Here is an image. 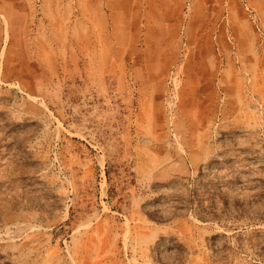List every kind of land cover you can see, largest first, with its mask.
<instances>
[{"label": "rangeland", "instance_id": "374dc122", "mask_svg": "<svg viewBox=\"0 0 264 264\" xmlns=\"http://www.w3.org/2000/svg\"><path fill=\"white\" fill-rule=\"evenodd\" d=\"M0 264H264V0H0Z\"/></svg>", "mask_w": 264, "mask_h": 264}]
</instances>
